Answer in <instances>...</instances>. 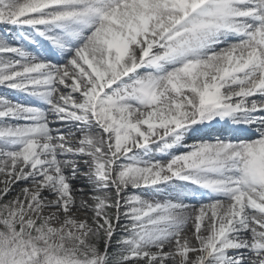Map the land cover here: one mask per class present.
Here are the masks:
<instances>
[{"label": "snow or ice", "instance_id": "1", "mask_svg": "<svg viewBox=\"0 0 264 264\" xmlns=\"http://www.w3.org/2000/svg\"><path fill=\"white\" fill-rule=\"evenodd\" d=\"M0 24V264H264V0Z\"/></svg>", "mask_w": 264, "mask_h": 264}, {"label": "bare ground", "instance_id": "2", "mask_svg": "<svg viewBox=\"0 0 264 264\" xmlns=\"http://www.w3.org/2000/svg\"><path fill=\"white\" fill-rule=\"evenodd\" d=\"M7 31H8V26L0 24V35L6 34ZM0 94L11 96L13 99H17V100H22L23 99V97L20 96L19 94L10 93L7 89H4V88H0ZM191 141L192 140H189V142H191ZM191 143H193V142H191ZM77 183L78 184L79 183H83V181H77ZM190 203H195V202L194 201H190Z\"/></svg>", "mask_w": 264, "mask_h": 264}]
</instances>
